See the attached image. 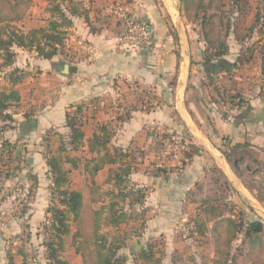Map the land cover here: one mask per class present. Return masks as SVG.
<instances>
[{"label":"crops","instance_id":"0c3cea01","mask_svg":"<svg viewBox=\"0 0 264 264\" xmlns=\"http://www.w3.org/2000/svg\"><path fill=\"white\" fill-rule=\"evenodd\" d=\"M238 1L246 4V13L253 14V19L242 18L245 23L230 24V28L248 36L238 41L226 35L227 53L206 64L202 30L185 17L182 0H31L26 15L30 26L16 24L23 32L46 28L52 19L48 11L52 4L60 5L72 27L68 57L57 55L47 61L31 52L19 66H13L21 69L25 78L15 87L20 102L9 109L13 123L0 132V154L3 144L10 146V154L20 144L29 152L26 167L21 168L22 173L28 169L31 172L26 170L25 174L33 175L29 224L45 219L43 212L50 201L47 194L52 197L44 157L45 144L52 140L49 136H65L61 138L67 141L68 118L82 113L88 100L99 104L103 96L113 95L115 85L130 83L127 104L110 109L109 114L101 113L103 106L97 107L88 124L83 123V146L77 151L67 147V156L76 158L72 154L79 153L76 159L85 161L82 171L65 165L71 169L69 190L81 192L83 206V189L71 182L74 170L82 172L91 186L110 185L109 191L117 192L113 181L106 182L109 171L117 166H104L91 175L92 166L99 162L89 161L96 155L88 152L87 144L99 127L106 126L111 135L109 150L114 147L129 154L127 185L135 187L128 189L144 194L140 220L147 224L151 237L180 233L177 225L203 221L205 230L200 237L211 239L214 220L200 215L199 207L217 193L224 195L219 201L227 207L224 217L243 216L247 222L261 221L264 225V47L261 54L254 52L259 44L251 38L258 24L259 8H251L255 0ZM113 5L150 23L153 50L120 49V27L107 14ZM77 40L84 41L91 53L78 51ZM18 51L22 53L19 49L16 54ZM65 66L76 71L66 73ZM9 69L3 70V76ZM169 134L185 138L186 144L165 158L164 146H160L166 139L163 135ZM44 204L43 211L36 210ZM189 231L191 236L197 235L196 229ZM246 246L247 250H235L234 254V250H225L230 256L223 263L264 264V248L251 250ZM209 251L213 253L208 261L213 264L217 250Z\"/></svg>","mask_w":264,"mask_h":264},{"label":"trees","instance_id":"16d2710c","mask_svg":"<svg viewBox=\"0 0 264 264\" xmlns=\"http://www.w3.org/2000/svg\"><path fill=\"white\" fill-rule=\"evenodd\" d=\"M194 0H182V7L185 17L189 21L195 22V19L200 20V28L203 33V40L206 44V64H209V59L224 56L227 53V46L219 39V30L215 27V21L218 14L212 11L214 0H208L207 3L201 2L198 7H193ZM220 6V0H218ZM23 5L24 9L20 10ZM31 0H0V75L4 69L12 68L15 65L17 54L15 49H20L28 52H34L38 58L50 61L55 56L60 55L64 58L68 57L69 48L67 46L69 40V29L72 27V22L67 18L59 4H52L48 9L51 20L46 28L31 29L23 32L16 24H20L24 17V12L29 10ZM218 6V7H219ZM190 8L194 10L196 18L190 19ZM74 9V8H73ZM71 13L76 14L75 10ZM23 11V12H21ZM210 11V14L208 13ZM220 15V14H219ZM262 21L264 25V16L256 15L255 23ZM219 24V28L222 27ZM230 28V23L226 25V32ZM231 29V28H230ZM261 29L258 30L260 33ZM216 37L215 40H213ZM226 37V35L224 36ZM63 51L65 53H63ZM264 71V57H263ZM5 79L10 88H0V132L4 131L11 123L13 118L9 113V109L20 102V95L15 87L20 84L25 78L24 72L14 67L10 72H6ZM1 78V77H0ZM242 103V102H240ZM83 123L74 117L67 119L66 127L69 129V138L67 141L61 140L57 151L49 153L45 159L47 168L51 175L52 201L55 204L47 209V218L49 222V230L52 232V238L45 243L46 261L48 264H67L59 258V253L62 251V238L68 236L71 232L70 224L80 219L83 210V197L81 192L69 190L70 170L77 168V159L70 158L66 155L67 147L70 151H77L83 146L84 133L82 131ZM110 132L106 126L98 128V133L93 134L88 141L87 147L90 154H95L96 157L89 160L92 163L96 161L91 169L93 176L104 166H117L116 169L109 171V177L106 182L113 181L117 192H109L110 201L107 205H102L98 210L93 212L95 227L93 228L94 237L99 249L95 250V264H127L125 256L118 255V250H115L106 243V236L99 234V223L103 222V215L106 214L105 224L110 228L117 229L122 224L130 220V216L126 213L125 206L129 211L133 208L139 210L142 208L144 194L140 190L128 189L127 183L131 173V165L127 162L129 154L121 149L113 147V151L109 150ZM172 135L166 137L163 146H165ZM6 146L3 144V147ZM9 146V145H8ZM112 148V147H111ZM103 152V155H100ZM65 165H69L71 169H65ZM134 197V198H133ZM220 200L209 199L205 200L199 207V214L213 219L212 234L214 240L219 242L223 239L225 249L238 240L251 247L264 248V225L261 221L247 222L243 216L224 217L227 207L219 202ZM223 201V200H221ZM142 211V210H141ZM194 227L198 236H203L205 230L204 222H194ZM237 249V248H236ZM240 250V248H238ZM81 258L85 259L84 253L81 250H74ZM155 253L153 250H140L138 259L148 264L153 262ZM230 256L229 253L224 254L225 261ZM86 260V259H85ZM157 259L154 260L156 263Z\"/></svg>","mask_w":264,"mask_h":264},{"label":"rangeland","instance_id":"374dc122","mask_svg":"<svg viewBox=\"0 0 264 264\" xmlns=\"http://www.w3.org/2000/svg\"><path fill=\"white\" fill-rule=\"evenodd\" d=\"M201 2L207 3L208 0H194L193 7H198V4ZM239 2L240 1L238 0H220V6L218 0H214L213 2L212 11H215V14H218V17H216L217 20L215 21V27L219 30L217 31L220 33L219 39L225 45L227 44V37L230 35L232 36L231 38L238 41H244L245 37L248 36L240 31L236 33V31L231 29L226 32V25L229 23L236 26L238 24L242 25V23H245L241 21L242 18H244V21L246 18L248 21L253 19V14L249 15L246 13V4H238ZM231 7H233L234 10L239 7L243 10L234 12ZM253 7H258V14L260 16H264V0H255L251 8ZM23 9L24 7L22 5L20 10ZM24 13L27 15V12ZM189 13V17L191 19L193 17L194 10L190 8ZM208 13L210 14V11ZM194 17L196 18L195 14ZM194 23L197 25V28H200L199 19H195ZM20 24H24L26 27L30 26L27 16L24 17ZM219 24H222L223 26L219 28ZM263 26L262 21H258L255 28L256 30L251 33V38H255L257 40L256 42L259 43L254 49V52L258 54L262 53V49L264 47V31H260V33L258 32L260 29L263 30ZM225 35H227V37H224ZM202 38L203 33L201 39ZM215 39L216 37L213 40ZM20 51L22 53L19 51L17 52L15 66H19V61L21 62L24 58H28L29 55H31V52L24 50ZM63 53L65 52L63 51ZM11 69H13V67L8 71H6L7 69L5 71L10 72ZM0 77V88H8L9 85L6 82L5 75L3 76L2 73ZM129 84L115 85L116 89L114 88L113 95L103 96V98L99 100V104L92 103V100H88L86 104L83 105L84 108L82 109V113L75 112L72 117L82 123L88 124L91 115H93V112L97 107L101 108L103 106V111H101V113L109 114L110 109L116 108L120 104H127L126 101L130 96H126L125 94H129V91H126L127 88H130ZM111 104L112 107L110 106ZM87 129L85 130L87 131ZM169 135L180 138L186 142L185 138L179 135ZM169 135L163 136L169 137ZM49 137L52 138V140L49 144H45V159L49 153L57 151L59 142L63 140L62 138L65 136L63 137L59 135L54 138L53 135H50ZM46 146H48L47 149ZM160 147H162V143ZM9 148L10 146H4L1 151L2 154H0V264H48L46 261L47 253L44 244L50 241L52 238V232L48 229L50 225L49 222H46L48 221L46 213L47 209L55 204V201L52 202V197L47 194V198H49L50 201H47V208L45 207L46 210L43 212V214H45V219H43V221L39 224H29V215L32 208L30 206L31 202L28 201V198L31 197L32 193L30 190L32 187L30 186L33 182V175H28L27 173L25 174L26 170L27 172H31V170L28 171V169H26L23 173L21 172V168L24 170L26 167L24 163L29 152L26 150L25 152L23 151L22 144L16 147L11 154L8 153ZM72 155L77 158L79 153H74ZM73 158L75 159V157ZM134 163L135 162H133V164ZM84 164L85 161L83 159L81 161L77 160V166L81 169V171ZM74 171L75 172H73L71 182H73V185L78 188L80 186L82 187L81 189H83L85 195V203L80 219L70 224V234L62 238V249L60 248L62 251L59 253V258L66 261L67 264H95V250L99 248L96 245L98 240L95 239L93 233V228L95 227L93 212L98 210L103 203H109L110 195H108V193L110 192L109 190H112V187L105 184L99 186L94 184L91 186L89 184V179L86 178L82 172L80 173L79 171ZM132 186L135 187V184L130 183L127 185V187ZM226 193L230 194L228 191H226ZM42 194L44 193L42 192ZM207 198H215L216 200L221 201L224 199V195L223 193H217L214 196H209ZM44 199H46V197H44ZM45 204L43 206H36V210L43 211ZM125 210L130 216V221L122 224L117 229L110 228L105 224L107 212H104L106 214L102 217L103 222L99 223L98 232L99 234L106 236L105 241L107 245L110 244L113 249L118 250V255L126 257L127 264H148L138 259L139 250H153L155 256L153 258V262L150 264H209L208 256L210 253H213V251L209 250H217L213 264H224V254H226L225 250H227L224 247L225 240L221 239V243L219 245V242H216L214 237L210 239L209 237L203 238L198 235L191 236L189 234V229H196V227L193 229L194 225L192 223L179 224L180 226L177 225L179 228L177 226L176 227L179 229L178 231H180V233H173L170 231L163 236L151 237V235L147 232V224H145V222L142 223L140 220V216H143V212H141L139 208H133L129 211L127 206H125ZM233 214L234 213H232V215ZM17 219L18 221H16ZM246 247L247 246L244 242L236 240L228 250H234L231 251L234 254L235 250H238V248H240V250H247ZM74 250L83 251L86 260L78 256ZM191 258L193 259V262ZM156 259L157 261L155 263L154 260ZM227 264L234 263L232 261ZM237 264H242V262L238 260Z\"/></svg>","mask_w":264,"mask_h":264},{"label":"built area","instance_id":"2783aa9c","mask_svg":"<svg viewBox=\"0 0 264 264\" xmlns=\"http://www.w3.org/2000/svg\"><path fill=\"white\" fill-rule=\"evenodd\" d=\"M107 14L111 16L119 25L118 45L122 51H136L154 49V32L150 23L140 18L129 10L119 5H113L108 8ZM75 48L78 51L90 54L91 51L86 43L82 40L75 41ZM183 142V144H182ZM185 142L172 136L170 141L164 146L163 157L173 156L185 146Z\"/></svg>","mask_w":264,"mask_h":264},{"label":"water","instance_id":"95a60500","mask_svg":"<svg viewBox=\"0 0 264 264\" xmlns=\"http://www.w3.org/2000/svg\"><path fill=\"white\" fill-rule=\"evenodd\" d=\"M64 69H65L66 73L67 72H72L73 73V72L76 71L75 67H70V66H65Z\"/></svg>","mask_w":264,"mask_h":264}]
</instances>
